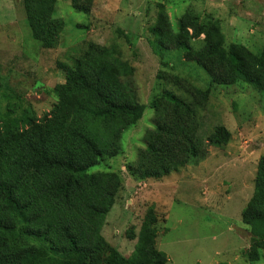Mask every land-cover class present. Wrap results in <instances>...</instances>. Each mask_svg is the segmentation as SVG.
<instances>
[{"label": "trees", "instance_id": "obj_1", "mask_svg": "<svg viewBox=\"0 0 264 264\" xmlns=\"http://www.w3.org/2000/svg\"><path fill=\"white\" fill-rule=\"evenodd\" d=\"M56 2L23 0L33 37L46 47L60 40L66 25L55 15ZM93 2L71 0L82 12H91ZM152 33L156 53L183 50L211 76V84L244 82L264 90V52L258 55L241 43L226 47L218 19L200 22L187 11L175 30L160 4ZM61 67L65 81L54 88L58 101L49 114L39 119L31 108L20 113L0 108V264H169L156 244L160 218L153 206L146 214V244L130 258L109 243L102 228L124 181L116 171H88L102 158L119 155L125 131L143 116L134 66L117 45L90 42L71 65ZM167 80L188 99L171 90L153 98L155 125L128 165L139 180L179 172L205 158L207 145L223 147L231 139L221 125L207 144L198 136L209 88L175 74ZM242 221L251 232L245 257L258 262L264 251V156Z\"/></svg>", "mask_w": 264, "mask_h": 264}, {"label": "rangeland", "instance_id": "obj_2", "mask_svg": "<svg viewBox=\"0 0 264 264\" xmlns=\"http://www.w3.org/2000/svg\"><path fill=\"white\" fill-rule=\"evenodd\" d=\"M160 4L175 30L182 14L190 11L200 22L218 19L226 47L241 43L258 55L264 52V0H94L91 12L78 11L69 2L56 15L66 25L51 47L33 37L23 0H0V108L18 113L31 108L43 118L58 101L54 88L65 81L62 65H71L90 42L117 45L135 68L145 110L125 131L121 153L102 158L88 170L116 171L124 181L106 216L103 235L130 258L146 244V214L153 206L160 218L156 244L169 264H264V251L260 261L246 262L241 253L251 235L246 243L237 233V229L249 228L242 221V211L254 192L253 178L264 156V90L244 82L211 84V76L186 59L183 50L156 53L152 27ZM169 74L211 91L207 105L199 111L200 140L206 143L220 125L230 131L231 139L223 147L207 145L205 158L179 172L158 180H139L128 165L146 146V131L155 125L153 98L171 90L188 99L168 82Z\"/></svg>", "mask_w": 264, "mask_h": 264}, {"label": "crops", "instance_id": "obj_3", "mask_svg": "<svg viewBox=\"0 0 264 264\" xmlns=\"http://www.w3.org/2000/svg\"><path fill=\"white\" fill-rule=\"evenodd\" d=\"M60 3V6H58V8H57V3ZM62 2H63V5H62ZM71 3V1H69V0H57V2H56V8H55V10H56V13H55V15H58L60 12H61V6H62V9L63 8H65V7H67V5H68V3ZM72 5V4H71ZM58 9V10H57ZM63 12V11H62ZM60 16H62V15H60ZM57 17V16H56ZM61 18V17H60ZM62 19V18H61ZM64 20V19H63ZM65 21V20H64ZM251 155H253V153H251ZM250 155V156H251ZM258 161V160H257ZM259 162V161H258ZM253 181L255 182V178H253ZM242 187L243 188H245L246 186H244V185H242ZM208 189H206V191H207ZM253 195V194H252ZM252 195H250L251 197H252ZM251 197H250V199H251ZM249 199V200H250ZM249 200H248V202H249ZM247 202V203H248ZM247 205V204H246ZM245 205V206H246ZM245 208V207H244ZM237 233L239 234V236L244 240V241H246V243H248V241H249V238L248 237H250V235H251V232L247 229H244V228H242V229H237ZM249 235V236H248ZM251 238V237H250ZM250 247V244L248 243L247 244V246L245 245V247H244V252L243 253H241V255H242V257H244V259L246 260V262L247 263H250L249 261H247V259H246V257H245V252L247 251V249ZM263 257V256H262ZM217 264V263H216ZM225 264H229V263H225Z\"/></svg>", "mask_w": 264, "mask_h": 264}]
</instances>
